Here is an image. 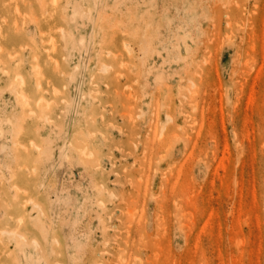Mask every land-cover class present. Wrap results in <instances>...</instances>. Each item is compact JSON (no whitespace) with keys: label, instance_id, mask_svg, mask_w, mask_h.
I'll return each mask as SVG.
<instances>
[{"label":"rangeland","instance_id":"obj_1","mask_svg":"<svg viewBox=\"0 0 264 264\" xmlns=\"http://www.w3.org/2000/svg\"><path fill=\"white\" fill-rule=\"evenodd\" d=\"M0 264H264V0H0Z\"/></svg>","mask_w":264,"mask_h":264},{"label":"bare ground","instance_id":"obj_2","mask_svg":"<svg viewBox=\"0 0 264 264\" xmlns=\"http://www.w3.org/2000/svg\"><path fill=\"white\" fill-rule=\"evenodd\" d=\"M103 69H105V67L103 68ZM40 88V86L39 85H37V89H39ZM54 95H56V94H54ZM23 99V98H22ZM25 99V98H24ZM41 99V98H40ZM38 100V104H40V102L42 101V100ZM24 101V100H23ZM22 101V102H23ZM21 102V103H22ZM24 102H26V101H24ZM23 104V103H22ZM25 104H27V103H25ZM43 104H44V101H43ZM24 105V104H23ZM31 112L32 111H30V114H31ZM46 119V118H45ZM31 143V142H30ZM29 143V144H30ZM30 146V145H29ZM31 147V146H30ZM34 147V146H33ZM32 148V147H31ZM34 148H36V149H38L37 147H34ZM34 148H33V150H34ZM39 150V149H38ZM34 151H36V150H34ZM78 151V150H77ZM76 151V152H77ZM82 152V151H81ZM84 152H86V151H84ZM83 153V152H82ZM38 154H40V151L38 152ZM78 154H80V152L78 153ZM84 155V154H83ZM81 157V156H80ZM85 157V156H84ZM85 158H87V157H85ZM25 195V194H24ZM31 202V201H30ZM26 203V202H25ZM24 203V204H25ZM27 204H29L30 205V203H27ZM23 206H25V205H23ZM32 206V205H31ZM33 206H35L34 204H33ZM32 206V208H34ZM24 208V207H23ZM36 208H37V206H36ZM36 210V209H35ZM30 211H31V209H30ZM33 212H35L34 210H32ZM38 210H36V212H37ZM38 214H40L39 212H37L36 213V215H35V217L37 216L38 217ZM39 217H41V215H39ZM129 217H131V216H129ZM38 219V218H37ZM37 219H36V221H37ZM20 220V219H19ZM39 221V220H38ZM38 221L36 222L37 224H39L38 223ZM20 223V222H19ZM18 224V223H17ZM38 229H39V231H44L43 230V227H42V225H39L38 226ZM17 231V230H16ZM16 231H14V230H11V231H2L1 232V236H5V235H7V237L9 238V240L10 241H12L14 244H15V246H17V247H19L20 248V250L22 249L23 250V247H25V246H27V245H25L26 244V239L24 238V236H22V235H20V234H18ZM41 232V233H42ZM45 234V233H44ZM31 242V248H33V249H38V247H39V244L35 241V240H33V241H30ZM25 245V246H24ZM126 262V261H125Z\"/></svg>","mask_w":264,"mask_h":264}]
</instances>
